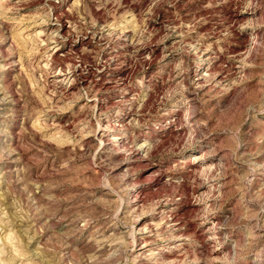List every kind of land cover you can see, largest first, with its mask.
I'll return each mask as SVG.
<instances>
[{"label":"rangeland","instance_id":"1","mask_svg":"<svg viewBox=\"0 0 264 264\" xmlns=\"http://www.w3.org/2000/svg\"><path fill=\"white\" fill-rule=\"evenodd\" d=\"M0 264H264V0H0Z\"/></svg>","mask_w":264,"mask_h":264},{"label":"bare ground","instance_id":"2","mask_svg":"<svg viewBox=\"0 0 264 264\" xmlns=\"http://www.w3.org/2000/svg\"><path fill=\"white\" fill-rule=\"evenodd\" d=\"M33 1V0H32ZM240 1V0H239ZM58 20L61 19V17H57ZM43 32V31H42ZM39 34H41V32H38ZM126 31L124 29H120V28H112L111 31L108 33L109 34V38L113 41H120L122 38H127L126 37ZM43 34V33H42ZM58 32H56L55 34H49L48 37L44 38L43 40L45 41L44 44H45V52L46 53H49L50 52V57H48L49 55H47V61L45 62V66H47L46 68L47 69H50L51 72L53 73V75H55V81L56 82H59L61 84H63V82L65 81L64 79V75L67 74V71L68 69H65V67L63 66L62 62H61V58L60 57H57V56H51L53 55L54 51H53V47H56V44H57V41H58ZM40 36V35H39ZM102 36V35H101ZM104 39V37H103ZM41 40V39H40ZM103 41V40H102ZM56 50V49H55ZM134 52V51H132ZM44 54V53H43ZM202 56V55H201ZM213 57V56H212ZM210 58V57H209ZM124 61V60H123ZM213 61V60H212ZM141 65H145V64H148L147 61H144V60H141L139 61ZM206 62V61H205ZM127 64H129L130 66L134 67L136 64L134 62V59L132 58H129L127 59ZM176 66V65H175ZM211 67V66H210ZM136 68V67H134ZM173 68V67H172ZM178 69V67H177ZM133 69L130 71V73H132ZM215 71V70H214ZM51 73V74H52ZM171 74V73H170ZM196 77L194 78V80L199 83L201 80H206L207 78V75L209 74H203L202 72H198V73H195ZM210 75V74H209ZM192 76V75H191ZM211 77V76H210ZM192 78V77H191ZM191 80V79H190ZM196 84V83H195ZM199 85V84H198ZM146 92V91H145ZM188 107V106H187ZM185 117V115H183ZM191 116V115H190ZM189 117V116H188ZM183 118L181 115H180V118L179 120L177 119H174L172 120L171 122V125L173 127L174 130L176 129H187L186 127H184L182 125V119ZM185 124V123H184ZM118 126V125H117ZM190 136H192L191 132L190 131H185V136H181V138L179 139L180 141H184V140H187L190 138ZM147 148L145 147H138L137 149H132V152L134 153V155H138L140 154L142 151H145ZM130 150V149H129ZM195 169V168H194ZM192 171V170H191ZM171 215H174L173 212H170ZM172 218V217H171ZM174 221V220H173ZM173 225V224H172ZM210 231V230H209ZM210 234H215V233H212L211 231L209 232Z\"/></svg>","mask_w":264,"mask_h":264}]
</instances>
